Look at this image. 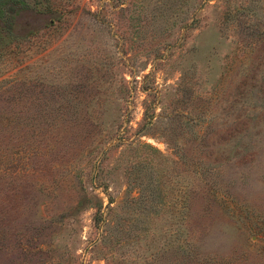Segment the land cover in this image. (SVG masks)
Returning a JSON list of instances; mask_svg holds the SVG:
<instances>
[{
  "label": "rangeland",
  "instance_id": "1",
  "mask_svg": "<svg viewBox=\"0 0 264 264\" xmlns=\"http://www.w3.org/2000/svg\"><path fill=\"white\" fill-rule=\"evenodd\" d=\"M26 1L0 264H264V0Z\"/></svg>",
  "mask_w": 264,
  "mask_h": 264
},
{
  "label": "trees",
  "instance_id": "2",
  "mask_svg": "<svg viewBox=\"0 0 264 264\" xmlns=\"http://www.w3.org/2000/svg\"><path fill=\"white\" fill-rule=\"evenodd\" d=\"M30 8L26 0H0V29L14 34V21L21 9Z\"/></svg>",
  "mask_w": 264,
  "mask_h": 264
}]
</instances>
